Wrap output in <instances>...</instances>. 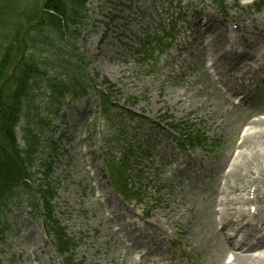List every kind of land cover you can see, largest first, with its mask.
I'll return each mask as SVG.
<instances>
[{
  "label": "rangeland",
  "instance_id": "rangeland-1",
  "mask_svg": "<svg viewBox=\"0 0 264 264\" xmlns=\"http://www.w3.org/2000/svg\"><path fill=\"white\" fill-rule=\"evenodd\" d=\"M217 1L183 0L181 4L175 5L173 0H88V22L78 41L79 55L84 54L85 60L90 61L88 72H97L100 77L111 80L122 95L114 93L121 100L120 105L127 97L137 99L135 106L126 107L127 110L148 120H155L161 111L167 109L177 120L191 119L196 131L204 132L210 140L219 139L222 144L221 148L212 144L213 149L207 152L186 148L179 150L174 141L166 139L168 131L147 128L143 123L134 126L131 124L127 128L124 123H116L109 118L101 122L94 121L100 108L93 98H86L74 106H71V102L64 106L65 120L58 117L54 122L56 130L52 139L61 137V142L56 151L59 155L53 156L52 174L44 180L41 165L52 159L51 156L47 157L49 148H46L35 163L32 181L56 187L54 213L67 233L77 242L73 251L76 262L149 264V260L144 257L139 260L138 254L128 249L131 246L129 244H135L134 241L142 242L143 247L147 246L149 251L159 247L162 255L160 264H220L225 258L220 253L219 238L210 232L212 217L203 195L214 187L213 179L218 164L223 165L224 159L235 156L242 150H237V147L248 126L245 125L243 116H240L237 105L219 98L211 87L208 75L214 81L218 78L212 75L209 57L202 58L198 55L206 42L201 39L200 33L194 34V22L190 17L191 14L202 16L204 12L210 11L214 23H218L220 10ZM220 1L229 9L234 1L238 4L232 10L240 24L242 23L237 27L246 26V18L250 17L254 19L255 31L264 34V25L257 21L264 10V0H254V4L251 0ZM258 4H262L259 10L256 9ZM176 22L178 32L174 35ZM171 23L174 25H170ZM214 26L215 39L227 37L237 41L241 35V29L235 30L234 25H227L229 30L224 34L222 28ZM167 29L168 35L173 39H169L164 33ZM144 36L149 41L151 50L146 51L145 59L138 60L131 52L136 47L137 40ZM161 38L166 44L158 46L156 42ZM222 47V44L216 47L215 58L217 63L224 64L220 57ZM208 49L209 47L206 51ZM222 64H218L217 71H223ZM225 79L230 80L231 76L228 74ZM238 84H235L236 90L239 89ZM243 86L249 93L257 87L260 92L256 97L264 98V71L260 74H248ZM81 123L87 126L81 127ZM117 137L120 147L129 144L134 147V151L148 149L151 153L150 158L141 161L140 167L144 177H148L147 199L143 207L124 202L108 181L104 158L100 153L103 154L113 146L114 143L110 141ZM259 148L264 152V142ZM246 150L250 154L256 151L253 147ZM169 154L171 157L175 154L180 162L183 160L191 164L187 174L181 170L176 172L174 164L166 162ZM190 155L200 161V170L192 164L194 159L190 161ZM70 157H73V161H69ZM115 157H119L118 151ZM212 160L214 169L210 167ZM238 161H242L241 156ZM183 167L181 165L180 169ZM186 176H189L188 183L195 188L193 191L186 189ZM236 177L237 173L228 180H236ZM178 184L180 188L177 187ZM156 188L157 194L153 192ZM225 196L232 197L233 193L226 189L220 198ZM167 197L174 199L173 207L179 212L164 219L162 211L167 214V210L162 207ZM180 197L183 201L179 203ZM109 206L115 207L119 212L115 213V222L107 227L103 218L109 217ZM143 208L144 213L150 216L149 223H162L163 234L158 233V238L151 234L145 239L150 231L142 226L140 217ZM256 208L258 206L252 207L251 212ZM21 211L20 207L9 218L12 221L11 228L6 232L5 246L0 250L2 264H10L11 256L18 259V264H60V258L46 242L39 225L33 221L28 227L20 225ZM134 214L136 218H133ZM221 216H227L226 209L223 208ZM134 220L135 227L129 225ZM114 225H117L120 235H112ZM228 231L230 232L229 229ZM119 240L121 244L118 243ZM171 241L176 244L171 245ZM227 258L224 262H228Z\"/></svg>",
  "mask_w": 264,
  "mask_h": 264
},
{
  "label": "trees",
  "instance_id": "trees-1",
  "mask_svg": "<svg viewBox=\"0 0 264 264\" xmlns=\"http://www.w3.org/2000/svg\"><path fill=\"white\" fill-rule=\"evenodd\" d=\"M0 0V84L7 77V70L12 65L15 55V47L19 44L20 38L31 41L35 35L22 33L31 25H36L37 29H42L46 25H69L77 15V9L81 5L79 0ZM44 4L41 9V4ZM27 42V41H26ZM40 42H44L40 40ZM29 80L20 77L17 80V88L14 92V97L11 102L13 105H8L3 101V111L0 117V135L3 134L7 144L4 143L1 152L17 154L18 151L13 129L20 117L21 99L25 92L29 90ZM36 140L31 139L28 142V147L36 145ZM16 159L9 154V157L1 161L0 165H6L0 168V176L10 175L11 181L18 182L24 177L20 173V168L15 164ZM12 165V166H11Z\"/></svg>",
  "mask_w": 264,
  "mask_h": 264
},
{
  "label": "bare ground",
  "instance_id": "bare-ground-1",
  "mask_svg": "<svg viewBox=\"0 0 264 264\" xmlns=\"http://www.w3.org/2000/svg\"><path fill=\"white\" fill-rule=\"evenodd\" d=\"M206 16H209V12H205ZM262 19L261 25H264V11L260 15ZM254 19L248 18L247 24L244 27L243 33L246 34L247 37L257 34V32L253 29L254 27ZM224 33V30L222 31ZM214 35L215 33H211ZM214 42L220 43L221 41L217 39L209 40L205 47H210ZM240 43H244L248 49H240ZM256 40L251 41L248 38L241 39V41H236L234 43H230L229 40L224 39L222 45L223 47L220 49V57L224 61L223 65H227L230 69V72L233 78L239 79L241 81L246 80L248 74H256L257 72L263 70L264 71V40H261L260 43ZM254 65H257V69H254ZM218 63L216 60H213V68L217 74L220 72L217 71ZM262 137L264 132H259ZM257 146L259 144L257 143ZM259 153L253 158V160L246 159V165L249 170L250 166L253 162L256 163V176L252 179L251 184H256L258 182H264V165L261 162V156H264V153H261L260 150H256ZM264 188V186H263ZM217 192L215 199L210 202L212 206V214L215 217L214 227L220 226V229L216 231V234L220 238V240L225 244L224 248L226 251H231L233 254L234 264H264V236L261 238H257L256 243L248 244L251 241V238L247 234H243L240 232V229L233 231L232 234H227L226 230L231 226V222L228 224L216 220V217L220 215L219 207L226 206L230 212L231 217L239 214V221L246 218V214L243 211L235 210L232 207V204L228 201H220L217 198ZM254 196L256 201H260V189H256L254 191ZM252 202L250 199H243L242 203L244 205ZM259 215V211L253 217H257ZM236 221L235 223L239 222ZM264 221V220H263ZM252 252H258V256H252Z\"/></svg>",
  "mask_w": 264,
  "mask_h": 264
}]
</instances>
